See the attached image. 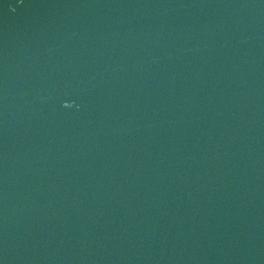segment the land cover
Listing matches in <instances>:
<instances>
[{"label": "water", "instance_id": "95a60500", "mask_svg": "<svg viewBox=\"0 0 264 264\" xmlns=\"http://www.w3.org/2000/svg\"><path fill=\"white\" fill-rule=\"evenodd\" d=\"M0 264H264V0H0Z\"/></svg>", "mask_w": 264, "mask_h": 264}]
</instances>
